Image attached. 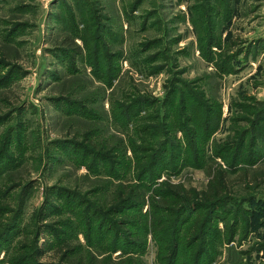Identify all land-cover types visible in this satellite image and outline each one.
Instances as JSON below:
<instances>
[{
    "label": "rangeland",
    "instance_id": "374dc122",
    "mask_svg": "<svg viewBox=\"0 0 264 264\" xmlns=\"http://www.w3.org/2000/svg\"><path fill=\"white\" fill-rule=\"evenodd\" d=\"M214 176L177 264H264V0H0V264H165L129 192Z\"/></svg>",
    "mask_w": 264,
    "mask_h": 264
},
{
    "label": "trees",
    "instance_id": "16d2710c",
    "mask_svg": "<svg viewBox=\"0 0 264 264\" xmlns=\"http://www.w3.org/2000/svg\"><path fill=\"white\" fill-rule=\"evenodd\" d=\"M251 147H254V142L251 144ZM253 152L255 150L252 149ZM166 152V151H163ZM252 156V154H251ZM157 162H160V157H155L153 161L152 169L155 167V164ZM224 179L222 176L220 178L218 176H214L213 181L208 186V190L206 192H196L195 190L185 191L182 186H173L170 184H166L163 189L159 190L158 199L153 198L152 201L146 199V194L142 193L139 189L140 186L137 185L131 189L129 192L128 199L130 200L132 205L129 207H125V210L129 209H139L143 207L147 202H150V224L152 227V234L154 238L159 241L160 243H163L164 245L174 243V260H171V254L166 257V263L165 264H177V260L179 257V247H180V234L182 232V227L188 223V219L182 217V209H185L181 206V202H187L189 199H192L194 197L197 198H203L207 202L211 203L210 207L208 208L210 211L211 207H214L213 211H218L220 206L224 205V201L226 197H229L228 192H225L224 190ZM139 190V192H137ZM180 202V203H179ZM179 206V207H178ZM190 206V205H189ZM213 209V208H212ZM178 211V214L176 215V212ZM211 210V213H213ZM214 217V216H213ZM213 217H209L211 221ZM102 219L101 217H99ZM129 225V224H127ZM169 230H172L174 232L173 236L174 238L171 239L168 237ZM197 241V240H196ZM133 245H136L137 248L138 245H140L139 241L133 239L131 240ZM91 247V246H90ZM168 249V248H166ZM115 251V250H111ZM106 264H144L142 261L135 259V258H129V259H121L118 261H113L112 258H109L107 260Z\"/></svg>",
    "mask_w": 264,
    "mask_h": 264
}]
</instances>
